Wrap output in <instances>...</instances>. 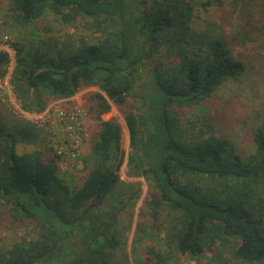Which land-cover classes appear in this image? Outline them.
Returning <instances> with one entry per match:
<instances>
[{
  "label": "trees",
  "instance_id": "1",
  "mask_svg": "<svg viewBox=\"0 0 264 264\" xmlns=\"http://www.w3.org/2000/svg\"><path fill=\"white\" fill-rule=\"evenodd\" d=\"M3 1L16 31L8 42L15 52L10 86L21 108L40 114L95 87L85 99L99 126L81 157L85 179L72 187L52 140L8 118L0 105V222L26 231L0 247V264H116L122 243L115 229L140 189L119 174L126 159L122 126L103 118L113 106L129 133L130 174L149 183L144 208L164 229L163 249H151L150 261L208 254L211 264H264V119L244 157L208 119L197 116L192 125L180 114L241 81L248 62L235 47L264 40V0H238L247 20L238 16L233 36L195 26L197 6L221 8L225 0ZM46 12L87 33L30 29ZM9 63L0 51V79ZM20 144L37 148L20 154Z\"/></svg>",
  "mask_w": 264,
  "mask_h": 264
},
{
  "label": "rangeland",
  "instance_id": "2",
  "mask_svg": "<svg viewBox=\"0 0 264 264\" xmlns=\"http://www.w3.org/2000/svg\"><path fill=\"white\" fill-rule=\"evenodd\" d=\"M201 1V0H198ZM225 5L221 8L212 6L208 9L202 7L196 8L195 26L198 30L211 27L224 32L228 36H233L237 31L238 18L246 19L247 17L241 13V7L238 0H225ZM7 1H0V46L8 47V42L12 41L16 35L15 28L8 21V5ZM239 16V17H238ZM259 18L258 15L255 17ZM33 27L39 28V33H45V28H50L49 34L64 36L73 31L76 34H86V30L78 25L77 30L74 25L62 23L59 18L50 12H46L43 17L38 19ZM40 33V34H41ZM237 56L242 57L248 62L247 72L239 82L226 84L217 89L213 97L198 107L184 108L180 110L183 121H197L198 117L208 119L216 129L219 138L230 139L237 152L241 156H248L253 152V130L264 119V40L258 39L252 42H245L235 47ZM14 70V69H13ZM10 73V71H9ZM0 79V105L3 106L4 114L10 118H17L16 111L11 102V86L10 78ZM98 91L97 88L81 89L79 93L73 97L72 103H64L61 105L64 109L72 106L80 105L84 111L83 128L84 140L79 149L81 157L89 150L90 136L98 129V123L91 121L88 116L86 95L90 92ZM137 107H141L140 100L133 98ZM59 100L52 102L54 104ZM50 104V105H51ZM49 105V106H50ZM58 106V105H56ZM60 106V105H59ZM5 110V111H4ZM104 119H116L122 126V147L126 152V159L120 169L121 180L127 184H135L140 189V196L133 201V205H129L120 215L116 226V234H119V241L122 243V251L115 255L116 264H153L150 261L152 255L151 249L162 251L164 229L156 228V223L152 215L144 208V200L148 196L149 183L142 176H133L127 165L128 155L131 151L130 137L124 120V113L116 106L103 116ZM51 122L53 130L46 132L40 130L46 137L51 139V146L56 153V143L64 144L65 134L63 126L57 122L53 115L46 118ZM189 127L188 125H185ZM37 147L35 145L20 144L18 152L20 154L31 152ZM67 152H70L67 149ZM54 153V154H55ZM62 175L66 182L72 187H79L85 179L84 168L79 169V161H58ZM158 229V230H157ZM15 228L7 229L6 222H0V247L3 244L10 245L18 235H25V230L15 232ZM171 264H211L209 256L206 254L200 260L191 258H179L177 263Z\"/></svg>",
  "mask_w": 264,
  "mask_h": 264
},
{
  "label": "built area",
  "instance_id": "3",
  "mask_svg": "<svg viewBox=\"0 0 264 264\" xmlns=\"http://www.w3.org/2000/svg\"><path fill=\"white\" fill-rule=\"evenodd\" d=\"M0 51H6L10 56L8 73L10 71L9 76H11L15 67V52L11 48L8 49V47L3 46H0ZM9 78L10 77H8V80ZM10 96L13 108L15 109L14 111H16L18 119L29 122L35 125L40 130H45L46 132H51L53 130L51 122H49L48 119V122H46L45 120L46 118L50 117V115H53V118L63 126V132L65 134L64 144H55V155H57L58 157L57 161H79L78 168H84V164L81 160V153L79 152V149L84 140V128L82 121L84 111L80 105H74L68 109H64L63 107H61V105L64 103H72L73 98L69 100H59V102L51 104L45 112L36 114L26 112L21 108L19 101L12 92V89L10 91ZM67 149H69L70 152H67Z\"/></svg>",
  "mask_w": 264,
  "mask_h": 264
},
{
  "label": "flooded vegetation",
  "instance_id": "4",
  "mask_svg": "<svg viewBox=\"0 0 264 264\" xmlns=\"http://www.w3.org/2000/svg\"><path fill=\"white\" fill-rule=\"evenodd\" d=\"M144 158V160L146 161V158L145 157H143Z\"/></svg>",
  "mask_w": 264,
  "mask_h": 264
}]
</instances>
